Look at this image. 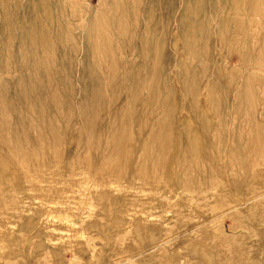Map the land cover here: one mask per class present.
<instances>
[{"label": "rangeland", "instance_id": "1", "mask_svg": "<svg viewBox=\"0 0 264 264\" xmlns=\"http://www.w3.org/2000/svg\"><path fill=\"white\" fill-rule=\"evenodd\" d=\"M0 264H264V0H0Z\"/></svg>", "mask_w": 264, "mask_h": 264}, {"label": "bare ground", "instance_id": "2", "mask_svg": "<svg viewBox=\"0 0 264 264\" xmlns=\"http://www.w3.org/2000/svg\"><path fill=\"white\" fill-rule=\"evenodd\" d=\"M255 2V1H254ZM202 5V4H201ZM244 5V4H243ZM263 7V6H262ZM244 9V8H243ZM250 9V8H249ZM235 11H236V9H235ZM241 18H243V17H241ZM244 19V18H243ZM252 19H254V18H252ZM224 34V33H223ZM153 57V56H152ZM210 99V98H209ZM190 116H191V114H190ZM179 144V143H178ZM228 144V143H227ZM239 160V159H238ZM15 172H16V170H15ZM14 174V173H13ZM15 176H17V175H15ZM14 177V176H13ZM237 177V176H236ZM23 178V177H22ZM16 182L13 184L14 185V188L13 189H15L16 191L17 190H20V189H23L22 187H20V184H22L21 182H20V184H18V182H17V179L14 177L13 178ZM12 179V180H13ZM236 179V178H235ZM33 180V179H32ZM20 181V180H19ZM17 183V184H16ZM25 183V182H24ZM170 188V187H169ZM248 188V187H247ZM260 189V188H259ZM261 190V189H260ZM24 191H25V189H24ZM11 192V191H10ZM13 192V191H12ZM19 192V191H18ZM9 193V192H8ZM16 194H17V192H16ZM5 195V194H4ZM192 195V194H191ZM13 196V195H12ZM250 196V195H249ZM193 202V201H192ZM248 202V201H247ZM249 204V203H248ZM252 207V206H251ZM188 209H189V207H188ZM235 209V208H234ZM229 212V211H228ZM242 213V212H241ZM153 219V218H152ZM239 219V218H238ZM240 220V219H239ZM244 220V219H243ZM65 222H68V220H66ZM69 222H70V219H69ZM219 222V221H218ZM242 224V223H241ZM243 226V225H242ZM241 229H242V227H240ZM237 236V235H236ZM245 242H247V241H245ZM230 247V246H229ZM250 253V252H249ZM229 255V254H228ZM144 256V255H143ZM155 256V255H154ZM156 257V256H155ZM158 257V256H157ZM238 257V256H237ZM180 260V259H179ZM137 262H138V260H137Z\"/></svg>", "mask_w": 264, "mask_h": 264}]
</instances>
